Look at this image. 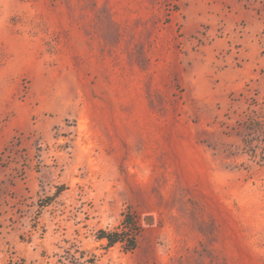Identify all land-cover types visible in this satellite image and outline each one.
<instances>
[{
	"label": "rangeland",
	"instance_id": "374dc122",
	"mask_svg": "<svg viewBox=\"0 0 264 264\" xmlns=\"http://www.w3.org/2000/svg\"><path fill=\"white\" fill-rule=\"evenodd\" d=\"M0 264H264V0H0Z\"/></svg>",
	"mask_w": 264,
	"mask_h": 264
},
{
	"label": "trees",
	"instance_id": "16d2710c",
	"mask_svg": "<svg viewBox=\"0 0 264 264\" xmlns=\"http://www.w3.org/2000/svg\"><path fill=\"white\" fill-rule=\"evenodd\" d=\"M126 220H128V217L126 218ZM137 231L138 230L133 228L132 224L130 223L126 231L124 232H117V231L108 232L103 229H100L98 231L97 237L105 238L107 241L106 244L108 246H111L116 242H122L126 249H132L135 246Z\"/></svg>",
	"mask_w": 264,
	"mask_h": 264
}]
</instances>
